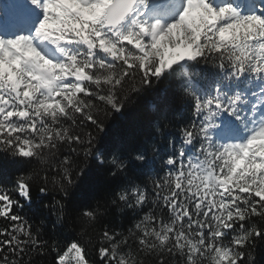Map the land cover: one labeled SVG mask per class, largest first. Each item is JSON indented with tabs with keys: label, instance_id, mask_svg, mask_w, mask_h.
<instances>
[{
	"label": "snow or ice",
	"instance_id": "6c2138e0",
	"mask_svg": "<svg viewBox=\"0 0 264 264\" xmlns=\"http://www.w3.org/2000/svg\"><path fill=\"white\" fill-rule=\"evenodd\" d=\"M158 88L162 139L125 147L109 119ZM0 157V264H258L264 0H13ZM93 172L101 195L76 202Z\"/></svg>",
	"mask_w": 264,
	"mask_h": 264
},
{
	"label": "trees",
	"instance_id": "16d2710c",
	"mask_svg": "<svg viewBox=\"0 0 264 264\" xmlns=\"http://www.w3.org/2000/svg\"><path fill=\"white\" fill-rule=\"evenodd\" d=\"M4 11L0 5V15L4 16ZM210 71V69H209ZM162 87V86H161ZM161 104L160 89L141 94L136 98L135 102L130 105L124 116H113L108 123L112 126L113 131L126 132L125 147H132L136 144H143L146 140L152 137L162 139L161 133L156 131L158 126V111ZM177 119L180 113L184 111L183 106L177 104ZM167 131H173L169 129ZM167 131L164 133L167 134ZM15 165L8 160L0 157V181L10 180L14 174ZM107 179L95 172L91 173L76 189V202H83L85 204L93 203L94 200L101 195ZM59 198V197H57ZM39 195L34 198L31 207H26L25 212L36 225H41L43 231L49 235L53 234V224L55 217L50 215L47 209H41L39 206ZM50 199V197H49ZM110 219L114 223H120L123 219L121 215H113ZM43 222V223H42ZM67 227V226H65ZM58 233H64V228L57 226L55 229ZM66 234V233H65ZM258 264H264V251L258 252L256 255Z\"/></svg>",
	"mask_w": 264,
	"mask_h": 264
},
{
	"label": "rangeland",
	"instance_id": "374dc122",
	"mask_svg": "<svg viewBox=\"0 0 264 264\" xmlns=\"http://www.w3.org/2000/svg\"><path fill=\"white\" fill-rule=\"evenodd\" d=\"M13 3V0H0V5L4 11V16L7 17L10 13V5ZM3 16V15H0Z\"/></svg>",
	"mask_w": 264,
	"mask_h": 264
}]
</instances>
